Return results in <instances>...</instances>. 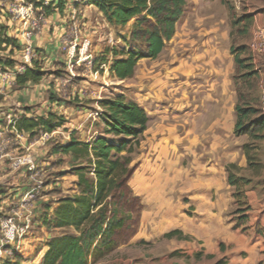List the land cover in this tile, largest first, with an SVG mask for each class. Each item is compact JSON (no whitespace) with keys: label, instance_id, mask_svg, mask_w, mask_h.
Wrapping results in <instances>:
<instances>
[{"label":"crops","instance_id":"0c3cea01","mask_svg":"<svg viewBox=\"0 0 264 264\" xmlns=\"http://www.w3.org/2000/svg\"><path fill=\"white\" fill-rule=\"evenodd\" d=\"M17 1L20 0H0V32L1 26L5 24L6 34L23 45L22 51L17 52L14 57L18 65L28 41L24 38L26 27L8 16ZM63 1V10L57 6H49L47 11H43L45 17L40 19V26L33 31L30 41L37 52L34 63H39L45 72L43 80L37 84L27 83L25 87L18 89L13 88L16 77H11L7 82L1 80L0 93L4 95L5 104L12 106L10 112H15L8 125L11 121L16 122L23 114L46 117L49 112H55L67 119L61 129L69 130L68 141L72 135L76 138L79 135V140L89 142L101 134L104 126L101 120V126L94 129L97 121L95 116H100V113L93 112L87 105L67 107L60 102H51L50 94L59 90L50 86L51 82L47 77L62 65L69 66L67 55L62 52L64 44L81 36L80 26L83 25L86 29L94 27L89 12L93 8L99 10L84 2L75 4L74 0ZM192 1L197 0H189L188 5ZM99 15L103 17L100 11ZM40 16L37 11L36 17L39 19ZM257 18L264 20V16L258 15L255 23ZM198 31L210 32L209 38L202 45L205 46L204 50L196 52L191 59L196 63L187 60V54L183 55L184 64L176 69L187 76L177 81L179 86L173 87L171 81L158 82L156 76H153L156 79L151 81L148 88H156L133 99V102L148 113L150 123L139 152L135 155L136 170L130 181L133 192L144 205L141 225L131 244L136 248L145 244L143 248L147 250L146 259L150 258L153 264L159 259L163 264H264V186L245 189L244 204L247 211L243 215H236L235 188L228 182L226 169L228 164L238 165L243 169L242 172L248 168L243 152L245 135H235L238 94L233 89L231 76L233 60L229 63V74L226 73L221 79L217 76L207 80V88L200 90V85L195 84L200 80L192 77L191 73H196L203 63L215 71L218 59L227 54L224 50L221 53L219 35L214 32L215 29L202 28ZM222 41L223 44L226 41L228 43L227 33L222 34ZM184 50L188 49L185 47ZM175 77L181 78L172 75L171 79ZM192 83L193 88H197L194 93L189 92ZM182 84L184 87L180 89ZM80 93L74 94L73 99L77 95L79 99H83ZM100 102L101 98L97 100L98 110H101ZM27 108H31L30 113H27ZM13 141L14 139L8 141L7 145H11ZM24 145L27 149L34 146L27 142ZM70 179L73 185L64 188L68 189L64 191L66 194L74 193L77 188V176L72 174ZM3 197L0 194V198ZM57 201L58 199L51 207V212L57 207ZM3 203L7 201H1L0 205ZM25 207L22 205L16 212ZM0 211L4 212V209L0 208ZM27 212L28 215H33L32 212ZM39 225L45 231L47 240L37 264L41 263L51 238L41 220ZM177 230L191 239L165 237ZM30 241V238L24 239L23 244L27 245Z\"/></svg>","mask_w":264,"mask_h":264},{"label":"trees","instance_id":"16d2710c","mask_svg":"<svg viewBox=\"0 0 264 264\" xmlns=\"http://www.w3.org/2000/svg\"><path fill=\"white\" fill-rule=\"evenodd\" d=\"M33 3L38 10L47 11L44 0H25ZM189 0H82L86 5L95 6L105 22L113 28H126L132 23L126 40L127 49L113 47L101 56V64L108 65L112 78L125 81L135 76L137 66L143 59L156 60L167 44L175 37L177 26L185 15ZM234 13L229 0H220ZM57 7L64 8L61 0ZM231 54L239 69H244L249 77L256 72L241 58L242 46L236 47L238 35L247 38L254 22L251 14L236 18L232 14ZM238 36V37H239ZM23 45L15 38L0 32V67L14 69L18 61L15 52ZM9 51V57L3 53ZM108 57H111V61ZM45 72L39 63H33L23 74L16 77L14 89L23 88L27 83L37 84L43 80ZM239 101L236 105L235 135H248L262 139L264 116L253 106H247L244 96L237 89ZM51 102H61L50 94ZM100 120L103 132L89 142L71 136L67 143L55 146V155L70 156L75 162L72 174L77 176V188L72 194L58 198L57 207H45L41 221L48 233L59 232L47 243V250L40 264H98L114 255L120 247L128 244L139 231L144 205L130 186L135 173V155L139 152L144 135L149 128L150 117L143 107L126 95L106 98L100 102ZM30 113L31 108L26 109ZM67 123V119L55 112L46 117L23 114L10 128L18 133L34 136L36 133H54ZM248 163V171L259 174L264 165L251 143L243 146ZM228 182L235 188L236 202L244 204L245 189L253 180L243 176V169L236 164L226 166ZM2 191L0 192V194ZM2 195V194H1ZM2 200H0L1 203ZM0 211V217H2ZM167 239L190 240L181 231H172ZM16 252L4 264H22L23 256Z\"/></svg>","mask_w":264,"mask_h":264},{"label":"rangeland","instance_id":"374dc122","mask_svg":"<svg viewBox=\"0 0 264 264\" xmlns=\"http://www.w3.org/2000/svg\"><path fill=\"white\" fill-rule=\"evenodd\" d=\"M229 2L234 9V13L232 14H234L236 18H240L249 13L254 16V22L247 38L240 37L237 33L238 28L234 29V33L237 36L236 47L242 46L244 48V50L240 52L241 58L247 59V64L253 67V71L256 72L254 77L244 75L246 71L238 68L234 62V56L231 54L230 47L232 41L230 34L232 31L231 24L233 18L229 7L222 4L219 0H197L187 5L188 13H186L182 21H180L175 38L167 44L166 50H164V53L160 55L158 59L142 60L132 80H116L112 78L110 74V62L108 65L101 64V56L113 47L127 49L128 41L126 38L129 36L133 22L123 29L113 28L105 22L104 17L99 15V11L93 8L89 13L94 27L87 28L88 31H86L87 29L85 26H80V30L82 31L80 36L81 40L88 39L90 41L88 51L93 58L92 67H88L84 63H79L72 67L70 65L68 67L62 65L59 69L52 71V73H50L52 77L48 76L47 80L51 82L50 86H52L54 90H59L53 95L62 100L60 103H63L67 107H81L87 105L93 112L100 113L101 110L97 108V100H99V98H101L102 101L106 98L126 95L133 101V99L141 97L143 93L153 91L156 88L155 86L150 89L148 88L153 79L155 80L157 78L156 80L158 82L162 80L171 81L173 87L179 86L177 81L183 79L187 75H183L185 73L179 71L176 67L184 64V54H187L185 56L187 60L196 63L191 59L196 52L199 53L204 50L205 46L202 45L209 38L210 34V32L200 33L198 29L210 28V30H216L214 32L219 35L218 42L220 43L221 53H223L224 50L227 56H221V58L218 59L219 63L215 71L211 66L203 63L202 66L197 69L196 73L192 72L191 76L200 80V82H195V84L197 85L198 83L200 85V90H205L208 85L207 82L211 80V78L213 79L218 76V79H221L226 73L229 74V63L230 60H233L234 67L231 75L233 77V89L236 92L237 89H239L243 94L244 102L242 104L247 103V106H253L260 111V115L252 118L253 121H257L260 116H264V54L260 55L254 53L251 49V44L258 28H264V20L260 21L257 18V24L255 23L256 16H264V0H229ZM8 16L12 19L10 13H8ZM2 27L7 30L5 24L1 26V28ZM226 33L229 41L223 44L222 34ZM185 47L188 50H184ZM16 54L17 52H15V55ZM2 56L8 58L9 51L3 53ZM108 58L111 61V57ZM9 70L12 71L13 69H8V71ZM172 75L173 77L180 76L181 78L175 77L176 79H171ZM153 76H156V78H153ZM193 85L192 83L190 88L188 87L190 93H194L195 89H197L193 88ZM180 87V89H182L184 85L182 84ZM76 93L82 94L83 99H79L78 95L76 99H73ZM138 94L140 95L137 96ZM5 103L4 95L0 93V127L4 132V139L6 142L14 139L13 143H11V145H6L5 150L0 154V191H2V196H4L0 198V200L7 201V203L0 205V208L4 209V213H2L0 220L12 216L17 219L19 226L23 227L25 219L29 214L27 210L33 213V215L31 214L30 230L24 238H30L31 241L27 243V245L23 244V242L20 244L19 254L23 256L22 264H37V259L42 254L46 245L45 240H47L45 231H42L41 225H39L40 220L43 218L42 215L45 214V207L48 205L53 207L55 200L66 195L64 191L68 189L64 188L73 185L70 175H72L75 162L70 156L55 155L53 153L55 146L68 142L69 130L61 129L54 132L55 134L52 137H45V139H42L44 133H36L33 137L30 135L28 136V134L23 135L24 133H19L20 137H17V133L15 131L11 132L12 130L8 125V122L15 112H10L12 106ZM79 103H83V105ZM95 118L97 121L94 123V129H96L97 126H101L100 117L95 116ZM92 120H94V118L91 119V123ZM101 132H103V128H101ZM75 133L78 134V132ZM25 142L33 144V148L27 149L24 145ZM243 143L244 145L246 143L253 144L254 151L264 165V137L262 139H253L245 135ZM28 150L36 156V171L32 173L28 171L26 167L19 170L12 169L13 159L28 153ZM2 155H5V157H2ZM241 174L253 180L252 184L249 186L250 188L257 187L258 185L264 186V170L259 174L245 170ZM64 177L66 178L63 179ZM40 183L42 185L38 195L35 196L31 202H25L27 193L39 186ZM62 183H64V185ZM24 202L30 206L25 207L26 204L23 205ZM20 205H23L25 208L19 211V213L16 211L17 209L20 210ZM246 211L245 204L242 205L237 203L235 210L236 215H243ZM50 234L51 237H53L58 235L59 232L54 231ZM131 241L120 247V249L107 260L98 264H153L150 258L146 259L147 250L143 248L145 244L136 248L134 244H131ZM137 259L139 260L137 261ZM7 260H9V257L3 258L0 264H4ZM162 262L163 261L159 259L155 260L154 264H163Z\"/></svg>","mask_w":264,"mask_h":264},{"label":"built area","instance_id":"2783aa9c","mask_svg":"<svg viewBox=\"0 0 264 264\" xmlns=\"http://www.w3.org/2000/svg\"><path fill=\"white\" fill-rule=\"evenodd\" d=\"M247 1V0H246ZM59 0H44V5L57 6ZM75 4H80L82 0H74ZM76 11V9H74ZM39 11L41 16L38 19L36 17V12ZM42 10L35 8L33 3H28L24 0L17 1L11 8L10 14L12 15V20L15 22L22 23L26 27L24 38L28 41L24 48L22 61L20 64L12 71L8 69H3L0 67V81L7 82L11 77H17L23 74L28 68L33 67V63L37 56V52L31 44V39L33 37V31L37 30L40 26V19L45 17ZM77 20V19H76ZM30 28L32 30H30ZM80 36L74 37L68 40L63 46V52L67 55L69 65L72 67L75 64L84 63L88 67H92V55L89 53L88 49L90 46V41L88 39L81 40ZM251 49L256 54H264V28H258L254 34L252 40ZM78 50V51H77ZM2 88L0 87V92ZM264 99V96H263ZM96 115H99L97 113ZM14 122L9 123V127ZM55 133H44L42 139L45 137H52ZM4 132L0 127V154L5 150L7 142L4 139ZM28 168V171L34 173L36 171V156L28 150V153L16 157L13 159L12 169L19 170L21 168ZM42 183V182H41ZM34 188L32 191L28 192L25 198V202L31 201L35 196L38 195L41 185ZM24 202L23 205L26 203ZM31 227V215H28L25 219L24 226L21 227L17 223L15 217L9 216L0 220V262L3 258L14 257L15 253L20 250V244L23 242L24 238L28 234Z\"/></svg>","mask_w":264,"mask_h":264}]
</instances>
